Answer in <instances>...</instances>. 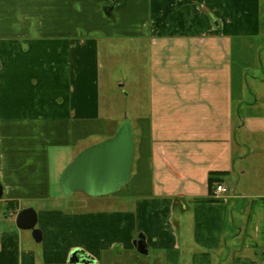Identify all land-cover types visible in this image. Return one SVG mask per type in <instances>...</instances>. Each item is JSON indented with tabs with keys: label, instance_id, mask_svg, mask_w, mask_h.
<instances>
[{
	"label": "crops",
	"instance_id": "obj_1",
	"mask_svg": "<svg viewBox=\"0 0 264 264\" xmlns=\"http://www.w3.org/2000/svg\"><path fill=\"white\" fill-rule=\"evenodd\" d=\"M260 14L258 0H0V264L76 251L96 264H264V69L253 90L233 64V39L257 35ZM113 35L150 39V111L127 190L66 214L51 207L63 171L118 122L101 118L98 87V38ZM212 174L227 195L210 193ZM26 208L40 243L16 226Z\"/></svg>",
	"mask_w": 264,
	"mask_h": 264
},
{
	"label": "rangeland",
	"instance_id": "obj_2",
	"mask_svg": "<svg viewBox=\"0 0 264 264\" xmlns=\"http://www.w3.org/2000/svg\"><path fill=\"white\" fill-rule=\"evenodd\" d=\"M258 3L261 10V24L258 34L233 39L234 73L239 77L248 73L249 85L253 90L256 88L251 77L262 75V69H264V0H258ZM97 51L101 118L118 121L117 124L114 123L113 127L107 125L101 132L114 135L125 118L134 125V128L137 119L146 117L150 111L149 96L150 80L153 74V50L149 38L113 35L107 38L99 37ZM95 141H98V138L92 139V143ZM127 188L128 186L112 195L97 197L98 200L81 192L75 193L72 197H66L60 189V184H58L54 188V194L61 198V201L59 204L52 202L51 204L54 206L51 207L56 208L57 206L66 214L83 212L95 207L100 209L108 202L104 200H116L118 194ZM80 198L85 200L84 204L77 201ZM91 201L98 203L92 207L86 203ZM115 203L116 201L105 207L116 209ZM2 213L3 209H0V215Z\"/></svg>",
	"mask_w": 264,
	"mask_h": 264
},
{
	"label": "water",
	"instance_id": "obj_3",
	"mask_svg": "<svg viewBox=\"0 0 264 264\" xmlns=\"http://www.w3.org/2000/svg\"><path fill=\"white\" fill-rule=\"evenodd\" d=\"M122 0H112L116 6ZM135 160V140L132 123L125 118L115 135L78 154L65 168L60 177V189L66 197L81 192L97 198L112 195L125 188L131 178ZM3 188L0 185V202ZM38 215L32 208L19 212L16 226L23 231H31L36 243L42 241V232L37 228ZM137 249L146 253L142 239ZM68 264H96V262L78 251L73 252Z\"/></svg>",
	"mask_w": 264,
	"mask_h": 264
},
{
	"label": "built area",
	"instance_id": "obj_4",
	"mask_svg": "<svg viewBox=\"0 0 264 264\" xmlns=\"http://www.w3.org/2000/svg\"><path fill=\"white\" fill-rule=\"evenodd\" d=\"M229 193V189L220 183L215 184V190H214V197H219L220 195H227Z\"/></svg>",
	"mask_w": 264,
	"mask_h": 264
},
{
	"label": "trees",
	"instance_id": "obj_5",
	"mask_svg": "<svg viewBox=\"0 0 264 264\" xmlns=\"http://www.w3.org/2000/svg\"><path fill=\"white\" fill-rule=\"evenodd\" d=\"M114 135L111 134L108 138H112ZM218 175L219 174H212L211 177H210V179H209V191H210V193H213L214 190H215L214 184L215 183H219V180L217 179L218 178Z\"/></svg>",
	"mask_w": 264,
	"mask_h": 264
}]
</instances>
